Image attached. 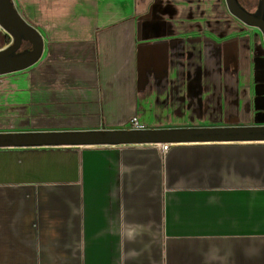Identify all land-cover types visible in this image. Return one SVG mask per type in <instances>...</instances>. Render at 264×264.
<instances>
[{
	"label": "crops",
	"instance_id": "0c3cea01",
	"mask_svg": "<svg viewBox=\"0 0 264 264\" xmlns=\"http://www.w3.org/2000/svg\"><path fill=\"white\" fill-rule=\"evenodd\" d=\"M26 8L68 13L30 21L0 132L264 125L263 37L225 0ZM0 264H264V141L0 147Z\"/></svg>",
	"mask_w": 264,
	"mask_h": 264
},
{
	"label": "water",
	"instance_id": "95a60500",
	"mask_svg": "<svg viewBox=\"0 0 264 264\" xmlns=\"http://www.w3.org/2000/svg\"><path fill=\"white\" fill-rule=\"evenodd\" d=\"M225 2L233 16L260 30L264 42V0H258L253 12L239 0ZM0 27L10 36L9 43L0 48V75L24 70L39 60L43 51L42 35L22 17L13 0H0ZM24 42L29 47L22 48ZM220 141H264V125L0 132V147Z\"/></svg>",
	"mask_w": 264,
	"mask_h": 264
},
{
	"label": "rangeland",
	"instance_id": "374dc122",
	"mask_svg": "<svg viewBox=\"0 0 264 264\" xmlns=\"http://www.w3.org/2000/svg\"><path fill=\"white\" fill-rule=\"evenodd\" d=\"M13 1L19 13L29 23H31L30 21H34L37 24L45 25L50 21H54V22L63 21L64 19H66L65 16L68 13L66 9H64V12L58 10L54 12L48 11L47 13H39L34 11L33 9L29 10L28 12L26 8V0H13ZM244 1L247 6L252 7L253 3H255L257 0H244ZM47 3H50V0H47ZM255 30L257 34H259L260 36L261 35L260 30L258 28H256Z\"/></svg>",
	"mask_w": 264,
	"mask_h": 264
},
{
	"label": "built area",
	"instance_id": "2783aa9c",
	"mask_svg": "<svg viewBox=\"0 0 264 264\" xmlns=\"http://www.w3.org/2000/svg\"><path fill=\"white\" fill-rule=\"evenodd\" d=\"M130 128H144L139 122L136 116H133L130 120ZM169 144H163L164 148H167Z\"/></svg>",
	"mask_w": 264,
	"mask_h": 264
},
{
	"label": "flooded vegetation",
	"instance_id": "af4514ba",
	"mask_svg": "<svg viewBox=\"0 0 264 264\" xmlns=\"http://www.w3.org/2000/svg\"><path fill=\"white\" fill-rule=\"evenodd\" d=\"M257 3H258V0L255 3H253L252 7H249V6L246 5L244 0L242 1V5L245 6L248 10H250L252 12L256 10ZM22 48H25V47H22Z\"/></svg>",
	"mask_w": 264,
	"mask_h": 264
},
{
	"label": "trees",
	"instance_id": "16d2710c",
	"mask_svg": "<svg viewBox=\"0 0 264 264\" xmlns=\"http://www.w3.org/2000/svg\"><path fill=\"white\" fill-rule=\"evenodd\" d=\"M239 1L242 4V0H239ZM7 41H9V37H8ZM22 47H29V43L24 42L23 45H22Z\"/></svg>",
	"mask_w": 264,
	"mask_h": 264
}]
</instances>
